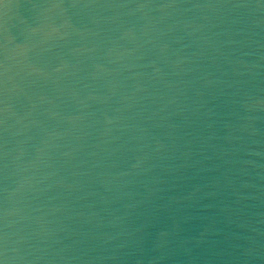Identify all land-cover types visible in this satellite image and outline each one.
<instances>
[{"label":"water","instance_id":"obj_1","mask_svg":"<svg viewBox=\"0 0 264 264\" xmlns=\"http://www.w3.org/2000/svg\"><path fill=\"white\" fill-rule=\"evenodd\" d=\"M5 264H264V0H0Z\"/></svg>","mask_w":264,"mask_h":264},{"label":"snow or ice","instance_id":"obj_2","mask_svg":"<svg viewBox=\"0 0 264 264\" xmlns=\"http://www.w3.org/2000/svg\"><path fill=\"white\" fill-rule=\"evenodd\" d=\"M0 264H5L3 259H0Z\"/></svg>","mask_w":264,"mask_h":264}]
</instances>
